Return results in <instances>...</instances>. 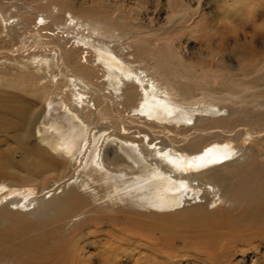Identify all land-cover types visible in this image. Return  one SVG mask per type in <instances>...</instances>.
I'll return each instance as SVG.
<instances>
[{"label":"bare ground","instance_id":"bare-ground-1","mask_svg":"<svg viewBox=\"0 0 264 264\" xmlns=\"http://www.w3.org/2000/svg\"><path fill=\"white\" fill-rule=\"evenodd\" d=\"M140 7L0 0V138L45 173L39 189L0 181V218L66 239L0 237V264L43 258L47 242L66 264H264V0H165L163 24ZM174 30L201 41V70ZM91 201L99 213L77 215ZM200 207L222 225L210 250L184 258L154 238Z\"/></svg>","mask_w":264,"mask_h":264},{"label":"rangeland","instance_id":"rangeland-1","mask_svg":"<svg viewBox=\"0 0 264 264\" xmlns=\"http://www.w3.org/2000/svg\"><path fill=\"white\" fill-rule=\"evenodd\" d=\"M125 3L129 6L132 5L134 7H142H140L142 14L140 13L139 15L140 20L142 19L141 22L143 21L148 24L152 18L155 19V21L153 19L152 21L156 22V24H163L165 22V15L167 12L166 7H164L165 0H125ZM159 3L161 7L157 8L156 5ZM181 35L182 32L175 30L170 34V36H173L174 38L175 52L181 57L184 63L191 64L198 71L201 70L202 67L207 65V62L203 61L204 57L200 46L201 41L197 37L189 38L188 36ZM240 40L245 42L242 36L240 37ZM4 55L8 56L7 54L0 53V59ZM0 61H3V59ZM223 62L226 70H236L237 60L231 53L228 52L224 54ZM224 106H226V113L224 115H231L232 112L238 110V106ZM28 144L31 151H39V143L36 139H31L28 141ZM7 145V141L4 138H0V181H6L8 183L23 186L34 185V189H39L40 181L37 176L45 173L40 168L35 167L34 156L32 154H28L29 152L25 151L23 147H17L16 145L8 147L9 145ZM39 152L42 153L41 151ZM234 156L225 160L221 165L233 161ZM55 179L56 176L50 174L47 175L43 181L46 185H49L50 181ZM100 202L102 201L100 200ZM100 207L101 206H99V204H94L91 201L90 206L85 211L78 213L77 215L85 213L84 216H86L88 215L87 212L90 210L92 212L89 214L94 215L96 212L99 213L98 211L100 210ZM188 211L189 212L185 217L180 218V222H175L173 225L171 223L164 225L163 223L162 227L160 226L157 228V230H155V234L153 235L155 239H167L168 242L171 243L175 256L183 253L186 255L184 258H189V254L197 247L203 251L210 250L207 246H212V244H210L211 240L209 239H213L216 232H219L222 227L220 222H217L215 219L210 218L206 214L207 209L205 207H200L197 210L190 209ZM112 216H115V214ZM27 217L30 218V216ZM82 218L83 215L76 219L81 220ZM207 218H210L208 219L209 221ZM76 219L69 222L63 230H68ZM47 231H52L55 234L53 236L48 235L47 238L53 237L57 240L58 247H62L64 250L66 247V239L61 233L57 232L55 225H30L9 217L0 218V237H17L24 240L27 245H33L36 238L39 235L47 234ZM49 243L50 242H47V244L44 245V249L40 251L41 254H44L43 258L42 255H40V257H33L32 255L29 257L30 259L22 262H15V264H66L64 256L56 253L58 252L56 246H48L46 248ZM260 251L264 253V246H261ZM219 256L220 255H218V253L215 254L212 257V260L216 262ZM237 258L240 259V257ZM223 260L224 259L222 257L221 261Z\"/></svg>","mask_w":264,"mask_h":264}]
</instances>
